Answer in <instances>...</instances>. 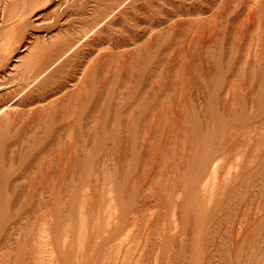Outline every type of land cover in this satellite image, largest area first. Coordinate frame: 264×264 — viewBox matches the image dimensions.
I'll list each match as a JSON object with an SVG mask.
<instances>
[{
  "label": "rangeland",
  "instance_id": "rangeland-1",
  "mask_svg": "<svg viewBox=\"0 0 264 264\" xmlns=\"http://www.w3.org/2000/svg\"><path fill=\"white\" fill-rule=\"evenodd\" d=\"M0 264H264V0H0Z\"/></svg>",
  "mask_w": 264,
  "mask_h": 264
}]
</instances>
